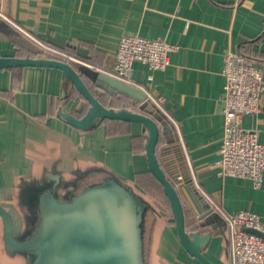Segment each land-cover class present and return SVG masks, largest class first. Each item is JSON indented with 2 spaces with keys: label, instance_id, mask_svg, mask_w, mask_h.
<instances>
[{
  "label": "crops",
  "instance_id": "obj_1",
  "mask_svg": "<svg viewBox=\"0 0 264 264\" xmlns=\"http://www.w3.org/2000/svg\"><path fill=\"white\" fill-rule=\"evenodd\" d=\"M123 34L175 44L163 70L133 61L130 77L154 93L176 120L201 185L226 210L252 211L264 226V172L261 185L254 187L251 179L225 175L218 165L223 58L228 51L242 53L264 78V0H0V56L57 54L49 46L63 52L58 55L102 102L131 110L141 102L117 90L109 93L95 79L97 69L113 66ZM84 105L58 68L24 66L16 74L0 68V205L11 217L13 236L25 238L35 230L41 193L69 200L89 185L114 178L143 204V264H201L181 246L161 208L133 181L148 169L145 152L131 144L132 136L144 133L143 126L131 123L128 132L108 134L104 123L82 130L57 114L59 108L78 114ZM241 125L255 129L264 143V93L260 110L243 115ZM168 126L162 137L175 142L177 134ZM172 164L180 166L177 159ZM181 198L200 233L210 234L204 255L214 264H231L225 220L203 201L198 209L187 193ZM17 256L31 261L29 254L5 250L0 217V259Z\"/></svg>",
  "mask_w": 264,
  "mask_h": 264
},
{
  "label": "water",
  "instance_id": "obj_2",
  "mask_svg": "<svg viewBox=\"0 0 264 264\" xmlns=\"http://www.w3.org/2000/svg\"><path fill=\"white\" fill-rule=\"evenodd\" d=\"M14 66L60 69L88 103L86 112L80 117L61 108L57 110L60 117L78 129H88L105 118L140 123L147 131L144 143L147 167L162 185L169 201L181 246L201 264H214L203 253L210 234H201L199 230L188 232L185 229L181 198L166 177L156 156L160 130L152 117L126 108L114 109L103 105L87 87L79 71L66 60L28 55L0 56V68ZM92 72L96 73H89ZM95 79L97 84L109 93L117 90L141 102L140 108L147 107L148 101L140 88L117 80L102 71H97ZM154 113L157 114L156 111ZM157 119L161 122V131H167L169 126L166 120L161 115H157ZM188 193L199 209L196 198L190 191ZM142 205L127 186L114 178L89 185L69 200H59L51 192L45 191L38 196L39 216L36 228L25 238L18 239L13 236L11 217L0 205L4 247L9 254H29V264H143L139 225ZM244 230L264 238V232L253 228Z\"/></svg>",
  "mask_w": 264,
  "mask_h": 264
},
{
  "label": "built area",
  "instance_id": "obj_3",
  "mask_svg": "<svg viewBox=\"0 0 264 264\" xmlns=\"http://www.w3.org/2000/svg\"><path fill=\"white\" fill-rule=\"evenodd\" d=\"M45 48L57 54L63 53L49 46ZM175 48V44L163 39L123 34L118 39L113 66L110 69L97 70L140 88L144 92L146 100L174 128L177 134L175 143L181 155V158L177 159L180 166L173 171L177 192L181 198L183 193L189 195L188 191H190L197 203L199 202L198 204L203 201L210 211L217 212L225 220L228 228L230 263L264 264V238L244 230V228H253L264 232V226L258 215L245 209L234 212L226 210L201 185L187 156L176 120L168 113L154 93L130 77L133 61L145 63L151 69L163 70L168 64V52ZM222 74L224 76L222 93L224 124L218 165L223 174L247 177L251 179L254 187H259L264 172V143L258 140L255 129L245 128L241 125V118L243 115L253 114L260 110L264 93V78L259 67L254 65L244 54L235 51H228L224 55ZM163 149L165 150V146Z\"/></svg>",
  "mask_w": 264,
  "mask_h": 264
},
{
  "label": "trees",
  "instance_id": "obj_4",
  "mask_svg": "<svg viewBox=\"0 0 264 264\" xmlns=\"http://www.w3.org/2000/svg\"><path fill=\"white\" fill-rule=\"evenodd\" d=\"M46 55H47L46 57L66 60L62 56H59L58 54L47 53ZM66 61H68V60H66ZM5 68H8L9 70H11L13 73L16 74L18 69H20L22 67L21 66H14V67H5ZM15 77L16 76H14V78ZM84 82H85V80H84ZM85 84L87 85V87L91 90V92L95 95V97L103 105H105L107 107H112L111 105H107L104 102H102L100 100L101 96L97 95V93H95L94 90L86 82H85ZM61 97H64V95L62 94L59 96V98H61ZM87 108H88V103L85 100V105L79 111V113L78 114L73 113V114L77 117H80L86 112ZM116 109H121V108H116ZM151 109H153L152 112L150 111ZM129 111H136V112H141V113H144L146 115H149L159 125L160 132H159L158 143L156 145V156H157L159 164H160L161 168L163 169L166 177L171 181V183L176 188V185H175L176 180L174 178L173 171L175 170V168L177 166L175 164H172V160L181 158L180 150L177 147L175 142L164 141V139L162 137L163 131H161L162 130L161 122L157 119V115H161V114L149 102H148L146 108H140L139 106H136L135 108H132L131 110L129 109ZM155 111L157 112V114L154 113ZM162 118L164 120H166L163 116H162ZM100 122L107 125V128H108L107 133L108 134L128 132V126L131 123H137V122H129V121L121 120V119H108V118H105V119L101 120ZM166 122H167V120H166ZM146 139H147V131L144 129L143 134L132 136L131 144H132L133 148H136L138 150L145 152L144 143H145ZM164 146H165V150L163 149ZM172 155H174L175 157H172ZM133 181H135V183L137 184V186H136L137 189H139V190L142 189L143 191H145V193L147 195H149V197L152 199V201L161 208V210L164 212V214L167 218L168 223H170L171 225H174L173 214H172V211H171V208L169 205V201H168L166 195L164 194V192L162 190V185L151 174V172L147 169L145 174L138 173L134 176ZM120 183H122V182H120ZM182 205H183V203H182ZM183 212H184L185 229L188 232L199 230L200 224H198L196 219L193 217V215L190 213V211L184 205H183Z\"/></svg>",
  "mask_w": 264,
  "mask_h": 264
},
{
  "label": "rangeland",
  "instance_id": "obj_5",
  "mask_svg": "<svg viewBox=\"0 0 264 264\" xmlns=\"http://www.w3.org/2000/svg\"><path fill=\"white\" fill-rule=\"evenodd\" d=\"M30 261L24 260V257H13L12 259H0V264H29Z\"/></svg>",
  "mask_w": 264,
  "mask_h": 264
}]
</instances>
